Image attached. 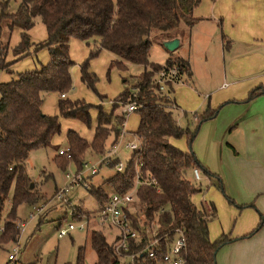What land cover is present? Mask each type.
<instances>
[{
  "label": "trees",
  "instance_id": "trees-1",
  "mask_svg": "<svg viewBox=\"0 0 264 264\" xmlns=\"http://www.w3.org/2000/svg\"><path fill=\"white\" fill-rule=\"evenodd\" d=\"M8 1L0 0V22L5 20L9 27H17L21 32L18 43L11 47L12 61L6 60L10 47L0 44V70L13 73L11 66L14 62L42 48L47 49L49 60L34 69L17 72L10 81L0 82V242L17 241L16 208L21 203H34L38 198V192L31 186L26 161L32 150L53 145V137L61 131L60 117L76 119L92 128L90 108L95 110L92 138L87 140L77 131L67 130L65 140L69 156L58 153L54 158L61 169L72 162L77 171L86 163L88 150L94 155H103L107 138L111 134L114 137L119 135L123 126L125 113L117 112V109L134 103L139 121L133 134L138 146L131 152L122 171L115 169L117 158L108 162L115 171L103 182L113 192L125 193L133 187L135 173L139 172L141 183L137 186V198L131 204L129 216L140 234L129 242L127 250L117 252L116 236L109 242L101 229L92 228L89 242L96 253L94 264H130L125 259L131 254L135 255L133 264H157L142 251L149 239L144 228L151 222L161 249L157 251V260L178 230L184 239L183 264H216V251L232 238L220 234L209 239L207 223L216 217L215 208L212 202L205 206L193 203L192 197L200 187L192 183L189 174L193 168L200 171L223 193L220 177L206 170L192 152V140L199 125L214 117L217 108L205 106L203 111L193 113L192 129L179 125L174 116L177 105L171 93L181 78L191 79L189 62L169 50L170 56L163 64L148 58L151 30L164 32L162 35L166 38L181 23L191 26L194 21L192 8L199 0H20L14 11L7 10ZM38 21L45 26L46 37L33 43L29 30ZM72 38L82 40L90 47L88 57L79 65L80 80L98 96L101 95L96 90L98 77L90 70L89 60L101 50L114 56L108 70L115 67L125 71L128 64L143 66L131 89H124L113 98L110 110H105L102 104L86 103L83 99L60 97L58 114L48 115L41 111L45 93L61 95L72 89L71 68L74 62L69 53ZM171 67H175L176 77L174 82H167L169 96L159 90L155 75L160 69ZM261 92L260 87L249 90L244 101ZM183 136L187 150L170 142L171 138ZM100 167L89 175L96 174ZM152 178L155 184L148 183ZM85 187L97 200L99 209L109 194L102 185ZM10 190V208L4 217V205ZM223 196L228 203L234 204L228 196ZM78 211L81 210L78 208ZM141 216L144 219L142 228L137 223ZM84 260L85 249L78 247L75 262L64 264H84Z\"/></svg>",
  "mask_w": 264,
  "mask_h": 264
},
{
  "label": "crops",
  "instance_id": "crops-1",
  "mask_svg": "<svg viewBox=\"0 0 264 264\" xmlns=\"http://www.w3.org/2000/svg\"><path fill=\"white\" fill-rule=\"evenodd\" d=\"M192 18L194 21L191 26L181 23L175 30L178 36L173 37L171 33L164 41L176 39L173 55L186 59L192 71L191 79L181 78L173 86L171 98L177 105L174 114L179 112L181 117L186 116L187 111L190 114L197 113L205 106L217 108L214 117L199 125L192 142L193 153L199 163L222 179L225 192L235 201L223 214L215 199L218 216L215 209L216 217L207 223L210 240L220 234L232 238L218 248L215 262L264 264V227L260 224L264 219V0H199L192 8ZM38 28V36L33 35L35 27L29 30L33 43L46 37L45 26L41 24ZM88 48L78 39L72 38L69 42L70 57L77 69L75 72L73 70L74 82L79 77L78 67L86 58ZM212 50H218L220 56L217 71L212 67L217 60ZM169 51L165 52L166 59L170 56ZM28 56L32 57L33 65L22 59L14 62L11 66L14 71L12 78L16 77L17 72L33 66L34 69L49 60L48 51L44 50ZM9 59L13 60L14 56L9 55L6 60ZM95 62L89 65L93 72L96 70ZM23 63L26 68L20 67ZM255 87H260L262 92L244 101L248 91ZM60 97L57 92L45 93L41 111L48 115L58 114ZM64 97L72 99L67 93ZM203 98L206 104H202ZM110 108L111 105L104 107L107 111ZM119 112L125 113L123 132H127L126 135L133 133L135 130L126 129V119L134 111L126 113L120 107ZM175 119L178 122L179 118ZM138 121L139 117L137 125ZM60 123V134L75 130L85 138H92L93 131L82 129L76 119L60 117ZM173 139L170 142L174 146L186 150ZM232 187L238 192L233 191ZM197 202L200 206L212 201H205L203 197L202 201L197 199ZM235 204L252 206L238 207Z\"/></svg>",
  "mask_w": 264,
  "mask_h": 264
},
{
  "label": "rangeland",
  "instance_id": "rangeland-1",
  "mask_svg": "<svg viewBox=\"0 0 264 264\" xmlns=\"http://www.w3.org/2000/svg\"><path fill=\"white\" fill-rule=\"evenodd\" d=\"M19 2L20 0H9L7 10L14 11L17 8ZM41 24L42 23L38 21L33 26L36 28V30H34L33 32L34 36H38V27L41 26ZM175 30L171 31L173 37L178 36V31ZM20 32L21 30L17 27H9V22L5 20H2L0 22V44H6L10 47L6 59H8L9 55H12L11 47L15 46L18 43ZM162 34H164V32H161L157 29L151 30V33L149 34L151 46L149 48L148 58L150 61L159 64H163L165 62V52H167L168 50L158 44L159 42L163 44L164 38ZM79 41L82 42L84 46L88 47L84 41ZM90 44L92 45V43ZM184 47L185 46L183 44V50ZM43 50L47 52L46 48H42L39 49L36 53ZM212 51L217 59L214 66L212 67L215 71H217L220 65V56L218 50ZM88 54L86 58L88 57ZM98 54L99 55L89 60V65L92 61H96V70L94 71L98 77V81L96 82V90L102 95V98L101 95L98 96L97 93H95L92 89L88 88L80 81V74L79 77H77L78 82H74L75 80L73 76V70L74 72L75 70L77 71L75 65H73L71 68L72 89L67 94L72 97V99H83L86 103L102 104L104 107L108 108L110 107L114 96H116L122 90L124 84L126 85L124 89H131V86L135 82L136 76L139 75L143 70V66L138 64H128L125 71H119L115 67H111V69L108 70L109 63L111 59L114 58V56L105 50H101ZM21 59L23 60V62H28V64L33 63L31 56L27 55L25 58ZM9 61L12 60L9 59ZM20 67L24 68V63L23 65H20ZM33 67L26 70H31L33 69ZM78 68L80 72V67ZM12 75L13 73L0 70V82L9 81L10 79H12ZM8 77L10 78L8 79ZM202 101V104H206L205 98H203ZM127 106L128 105L121 106V108H124L126 111ZM119 108L117 109V112H119ZM204 108L199 109L197 113L203 111ZM90 114L92 116V128H88L80 121H78L77 123L82 129H85L89 132L92 131L95 124V112L93 108H90ZM192 114L187 111L186 116L181 115V117H179V112L175 113L174 116L179 118V125L192 129V127L194 126V119ZM137 119L138 115L135 112L127 116L126 129H128L129 131L135 130ZM122 129L123 126L121 128L120 134L116 137L111 134L107 138L103 155H94L88 150L86 156V165L83 166L82 169L77 171L72 162H69L63 170L58 166L56 160H54L55 156L58 154V150L63 149L67 145L65 135L63 133L59 134L55 139H53V145H50L46 148H38L32 150L29 153L26 161V170L29 177L31 178L32 186H34V188L38 192V198L34 203H21L17 206V219L15 220V226L19 230V235L16 242H0V264L8 263L7 256L9 253H13L15 247L19 249L18 253L16 254L17 264H64L65 262L73 263L76 260L78 247H84L85 249L84 264L95 263L96 253L91 248L89 242V233L92 229L91 227L95 225L97 226L96 229L101 228L107 241L109 242L114 239L113 237L116 236L117 230L105 224H98L96 219L99 213V210L97 209L98 202L95 197L90 194L85 185H102L107 194L110 195L113 192L112 189L103 182L115 171L114 168L109 167L108 163H105V159L109 158V160H111L112 158H114V156L117 155L118 161L127 163L132 152L127 145L135 137L133 133H128V135H126L127 132H123ZM125 136H128V138H125ZM111 138L113 139L111 140ZM86 139L90 140L88 138ZM109 139L111 140L110 143ZM173 140L177 145H179L180 147H184L187 150L188 145L185 137L175 138ZM192 142L194 141L192 140ZM114 145L116 147H114ZM92 164H96V166L101 167L96 174L89 175L90 167ZM198 174L199 180H194L192 178V171H190L189 174V178L192 183L196 186L199 184L200 187V191L193 195V202H197V199L199 201H202L203 197L205 201H212L218 216V211L215 204L216 199V201L220 205L221 213L226 214V208H228L231 203H228L223 196V194L227 195V193L225 192L222 179L220 178L222 182L223 193L215 188L213 184L206 177H204L200 171L198 172ZM72 178L74 180V184L71 185L70 182ZM232 189L233 191L238 192V189H236L235 187H232ZM11 193L12 190H10L8 198L5 201L3 210L4 217L10 208ZM205 204L206 203H204L203 206H205ZM195 205L198 206V202ZM78 208L81 211H78ZM70 211L75 216L74 218L70 216ZM31 213L33 214L32 217L29 216L31 215ZM77 217H87L88 219H90V221H88L90 228L87 227L88 229L84 230L74 229L70 231L66 236L59 237V228L66 227L69 223L74 222L75 218ZM143 222L144 219L141 216L137 222L138 226L143 227ZM150 224L151 226H149L150 228L148 229V231H151V233H153V231L155 230L153 225L154 223L151 222ZM125 261L129 263V258H126Z\"/></svg>",
  "mask_w": 264,
  "mask_h": 264
},
{
  "label": "built area",
  "instance_id": "built-area-1",
  "mask_svg": "<svg viewBox=\"0 0 264 264\" xmlns=\"http://www.w3.org/2000/svg\"><path fill=\"white\" fill-rule=\"evenodd\" d=\"M176 77V69L175 67H171L168 69H160L155 75V81L159 85V90L162 93L169 94L167 89V82L171 81L174 82V78ZM65 94H61V97H64ZM170 96V94H169ZM126 113L132 112L135 110L134 103L127 104ZM131 151L135 150L138 146L137 139L134 137L132 141L127 145ZM114 147H116L114 145ZM59 154H64L69 156L68 154V147L65 146L63 149L58 150ZM108 157V156H107ZM110 160L109 158L105 159V163H108ZM86 163L84 164V166ZM125 167V163L120 161L117 162L115 169L117 171H122ZM98 166L96 164H92L90 167V174L96 172ZM138 169H136L137 171ZM139 172L135 173V183L133 188L127 190L125 193H116L113 192L109 195L108 199L105 203L98 209V217L97 222L99 225H107L109 227H113L117 230L116 234V242H115V249L117 252L122 250H127L129 242L133 239H137L139 237L140 231L138 228L134 227L133 221L130 218V207L131 204L136 201V191L137 186L141 183L138 179ZM192 178L194 180H199V174L196 169H192ZM73 178L70 184H74ZM143 183V182H142ZM149 184H155L156 181L152 178L148 181ZM64 189V188H63ZM66 189V188H65ZM67 190V189H66ZM36 210V209H35ZM30 217L33 216L29 215ZM70 216L74 218L75 216L70 211ZM90 219L87 217H77L75 218L74 222L69 223L64 228H59L58 236L64 237L70 231L77 229V230H84L87 229ZM261 225L264 227V219L261 221ZM20 226V224H19ZM151 224L145 225V232L148 236V241L145 247L143 248V252L146 253L147 257L150 260L157 261V264H183V256L182 250L184 248V239L182 237V233L180 231H176L174 240L169 244L167 249L161 253L160 259L157 260L158 253L160 251L158 240L159 238L155 237V230L153 233L148 231ZM142 228V227H141ZM19 249L15 247L13 253H9L7 256V264H17L16 254L18 253ZM134 254L128 255L130 264L134 263Z\"/></svg>",
  "mask_w": 264,
  "mask_h": 264
},
{
  "label": "water",
  "instance_id": "water-1",
  "mask_svg": "<svg viewBox=\"0 0 264 264\" xmlns=\"http://www.w3.org/2000/svg\"><path fill=\"white\" fill-rule=\"evenodd\" d=\"M175 40L176 39H173V40H170V41H164L163 42V45L168 49V50H170V51H172L173 49H174V47H175ZM31 186H32V184H31Z\"/></svg>",
  "mask_w": 264,
  "mask_h": 264
}]
</instances>
